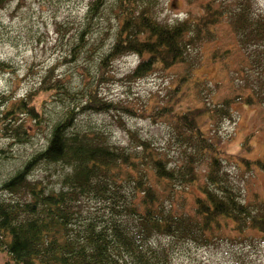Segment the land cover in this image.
Wrapping results in <instances>:
<instances>
[{"label":"trees","instance_id":"16d2710c","mask_svg":"<svg viewBox=\"0 0 264 264\" xmlns=\"http://www.w3.org/2000/svg\"><path fill=\"white\" fill-rule=\"evenodd\" d=\"M6 2L0 0V7ZM95 8L96 2L89 12ZM154 9V0H115V39L98 64V79L109 62L129 53L136 55L139 62L126 75L128 81L141 79L153 67L176 68V79L168 88L169 98L178 99L185 93L189 97L196 95V99L170 119L171 106L161 107L163 112L158 115L170 121L179 136L185 161L175 167L168 165L167 156L158 149L152 150L149 141L130 131L141 151L136 147L129 151L109 146L103 134L86 127L73 130L77 110L128 109L97 97L99 92L95 88L88 90L86 96L73 103L72 108L67 107L52 123L45 146L3 182V190H22L24 194L23 199L0 201V254L7 259L3 264H168V253L158 252L146 239L163 234L168 238L209 241L213 227L220 228L231 221L241 226L249 224L264 233L262 210L242 204L237 191L220 180V163L214 152L217 150L201 129L206 120L229 117L232 103L264 106V92L240 91L220 102L213 101L209 93L207 101L203 100L199 89L208 81L193 77L197 66L190 55L191 49L201 42L215 39L213 29L222 21L223 14H228L225 21L231 24L232 31L241 35L239 40L264 43V17L255 16L247 0H234L233 8L225 0H210L203 6L204 16L185 18L171 25L159 22ZM229 51H212L210 59H223ZM208 56L205 53L204 58ZM52 70L53 67L49 68L37 88L26 91L22 97L9 101V96L0 95V129L5 136L23 142L28 139L31 126L17 123V118L24 115L37 121L39 116L32 105L36 91L62 85L59 80L54 84L48 81ZM244 140L247 142V137ZM4 152L0 150V155ZM199 157H207L210 162L200 181L193 164ZM36 160L60 163L69 169L58 174L56 189L46 191L41 181L27 179V170ZM241 162L246 168L256 164L264 171V160L252 162L243 157ZM180 192L191 194L195 217H187L185 208L172 204L174 194ZM92 195L109 201L112 213L134 218V225L112 219L96 222L93 216L87 220L83 217L74 229V205L81 196Z\"/></svg>","mask_w":264,"mask_h":264},{"label":"rangeland","instance_id":"374dc122","mask_svg":"<svg viewBox=\"0 0 264 264\" xmlns=\"http://www.w3.org/2000/svg\"><path fill=\"white\" fill-rule=\"evenodd\" d=\"M207 1L210 0H154V13L159 22L171 25L185 18L193 20L204 16L203 6ZM225 1L230 8L234 7V0ZM247 1L255 16L264 17V0ZM94 2L96 8L90 13L89 7ZM114 2L7 0L0 7V95L9 96V101L13 97H22L26 91L37 88L51 67L53 73L48 81L54 84L59 80L58 83L62 84L55 89L36 91L32 105L39 116L37 121L24 115L17 118V123L31 126L27 140L23 142L14 136H5L0 129V150L5 151L3 156L0 155V201L24 198L22 190H3V182L45 146L50 126L65 113L64 110L72 108L73 103L93 88L99 92L97 97L128 109L77 110L73 130L86 127L98 135L103 134L109 146L129 151L136 147L141 151L128 133L130 131L149 141L152 150L158 149L167 156L168 165L175 167L185 161L179 136L175 135L170 121L159 116L163 112L159 109L164 105L171 106L170 119L196 99V95L189 97L185 93L178 99L169 98L168 88L176 79V68L153 67L152 72L141 79L128 81L126 75L139 62L136 55L129 53L109 62L102 78L98 79V64L115 39ZM225 16L228 19V14H223L222 21L213 29L215 39L201 42L190 51L197 66L193 77L208 81L198 93L206 101L209 93L213 101L220 102L240 91L264 92V43L239 40L240 34L232 31ZM227 49L231 50L227 56L211 61L212 51ZM205 53L208 58H204ZM2 108L1 104L0 111ZM230 108L229 117L206 120L201 129L217 150L214 152L220 163V180L237 191L242 204L259 208L264 214V171L256 164L246 168L241 162L243 157L252 162L264 160V106L240 102L232 103ZM193 164L198 180H203L209 160L199 157ZM68 170L60 163L36 160L27 170V179L41 181L47 191L56 189L58 174ZM190 196L184 192L174 194L176 198L172 204L175 208L181 205L187 210L185 215L193 218L196 209ZM108 203L98 196H81L74 205V229L83 222V217L87 220L93 216L96 222L112 219L134 225V218L112 213L114 211L109 209ZM236 224L239 225L231 221L220 228L213 227L209 241L154 234L145 242L158 252H167L168 264H264V233L248 223L244 226ZM6 261L4 254H0V264Z\"/></svg>","mask_w":264,"mask_h":264}]
</instances>
